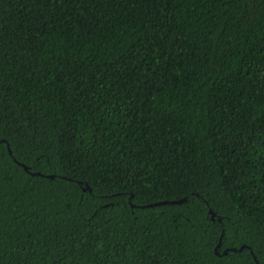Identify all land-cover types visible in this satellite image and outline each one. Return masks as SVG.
Masks as SVG:
<instances>
[{
  "label": "trees",
  "instance_id": "trees-1",
  "mask_svg": "<svg viewBox=\"0 0 264 264\" xmlns=\"http://www.w3.org/2000/svg\"><path fill=\"white\" fill-rule=\"evenodd\" d=\"M0 264H264V0H0Z\"/></svg>",
  "mask_w": 264,
  "mask_h": 264
},
{
  "label": "water",
  "instance_id": "water-1",
  "mask_svg": "<svg viewBox=\"0 0 264 264\" xmlns=\"http://www.w3.org/2000/svg\"><path fill=\"white\" fill-rule=\"evenodd\" d=\"M10 153V152H9ZM22 167H23V169L25 170V171H27V168L24 166V165H21ZM31 175H33V176H42V175H40V174H38V173H30ZM48 178H53V177H48ZM89 190V189H88ZM185 200H181V201H171V202H160V203H156L155 204V206H159V205H177V204H181V203H183ZM213 217H214V215H212ZM244 247H241L238 251H241L242 249H243ZM230 252H235L236 250H234V249H230L229 250ZM227 253V251L226 252H224L223 254H226Z\"/></svg>",
  "mask_w": 264,
  "mask_h": 264
}]
</instances>
